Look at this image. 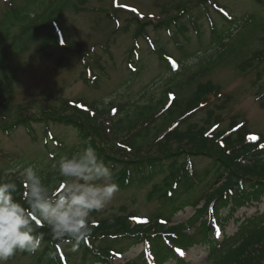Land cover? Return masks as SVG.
Instances as JSON below:
<instances>
[{
  "label": "trees",
  "instance_id": "16d2710c",
  "mask_svg": "<svg viewBox=\"0 0 264 264\" xmlns=\"http://www.w3.org/2000/svg\"><path fill=\"white\" fill-rule=\"evenodd\" d=\"M87 1L66 0L61 9L70 7L80 10ZM188 1L190 5L180 6L179 14L149 23L157 31L166 30L180 54L178 57L174 51L160 44L152 48L169 75L164 80L160 96L155 98L145 89L143 93L147 96H141L142 99L129 105L116 106L114 111V104L99 110L98 106L91 105L88 109L87 104L70 100L61 108L46 109L41 120H34L30 112L11 124L7 121L0 125L8 131L18 125L30 128L35 121L48 125L52 121L74 133L73 141L67 143L52 135L48 129L44 132L46 140L51 136L56 149L46 151L44 159L30 165L38 167L48 160L50 164L41 172L47 180L57 175L56 164L61 156L86 146L93 147L114 171L118 189L147 185L157 176H165L162 181L152 183L153 195L159 194L163 204H166L164 213L158 212L148 222H137L131 218L135 212L127 213V207L123 206L117 214L94 219L91 235L78 244L59 241L51 236L46 227H41L39 231L43 239L39 248L31 254L17 251L22 255L29 254L32 261L28 264H104L115 253L127 251L141 241L150 244V251L158 254V261L161 262L166 257L176 256V246L186 247L194 242L196 234L201 235L203 240L212 236L213 242H218L217 224L222 226L226 220L233 218L242 203L264 198V135L251 138L245 119L233 118L224 125L225 117L216 112L221 108L211 107L210 104L221 93V87L206 78L214 70L230 63L237 64L242 71L261 67L264 72V0H249L251 9L241 19L220 0ZM210 5L221 14L220 23L208 11ZM47 11L48 8L43 9L34 20L23 24L19 32L11 36V29L29 14L15 4L6 8L0 19V44L2 37L8 36L11 43L0 47L1 64L5 62L9 65L36 40L41 41L42 49L55 46L71 50L72 45H77L69 41L65 46L60 43L58 31L53 26L55 18L46 21ZM204 15L210 25L207 30L200 22ZM146 25V22L138 23L136 37L140 35L149 39ZM258 30L262 33L257 36L261 46L251 48L250 41ZM193 57L197 58L196 62L191 60ZM142 65L144 62L141 61V68ZM263 72L258 74L259 79L263 77ZM15 73L0 76L2 111L6 110L2 100L13 91ZM185 90H191L190 94L180 98L179 94ZM170 91L176 93L177 98L168 105ZM263 97L264 88L258 95L259 100ZM201 110H206L204 117L196 119ZM45 143L47 149L48 143ZM200 158L205 161L202 165L195 162ZM5 172L0 170V175H5ZM9 172L6 175L9 178L18 175L16 171ZM197 188L200 192L196 194L194 190ZM201 202L202 206L198 207ZM188 206L194 213L187 220L169 226L174 216ZM163 214L164 222L159 219ZM263 216L264 212L241 222L235 245L229 241L219 243L220 248L229 244V250L222 255L219 264H264ZM190 228L193 230L189 231ZM76 256L79 257L74 259ZM127 264H146V261L140 255L138 259L128 260Z\"/></svg>",
  "mask_w": 264,
  "mask_h": 264
},
{
  "label": "rangeland",
  "instance_id": "374dc122",
  "mask_svg": "<svg viewBox=\"0 0 264 264\" xmlns=\"http://www.w3.org/2000/svg\"><path fill=\"white\" fill-rule=\"evenodd\" d=\"M65 1L10 0L9 4L6 0H0V19L6 8L13 4L26 9L29 14V17L24 16V21L20 23L18 21L11 29V36H15L23 24L34 20L38 13L48 8L46 21L50 18L57 19L63 27L66 40L77 44L72 45L71 50L55 46L42 49L41 41L36 40L27 44L26 49L19 53L9 65L5 62L0 63V76L16 72L13 91L7 95V99L2 100L6 110H0V125L7 121L11 124L24 113L30 112L33 113L34 120H41L44 118L46 109L61 108L70 100L98 106L99 110H102L103 107L112 104H132V101L142 99L141 96H147L143 93L145 89L153 93L155 98L160 96L168 74L147 40L140 35L135 36L137 25L139 22L148 23L145 31L154 44L164 45L180 57L171 35L166 30H155L149 23L159 22L161 19L165 20L179 14L182 9H179L180 6L190 5L187 0H89L82 5L80 10L70 7L62 10ZM190 1L192 0L188 2ZM220 2L239 19L251 9L249 0H220ZM200 22L207 30L209 24L206 18H202ZM254 34L256 38L253 37L250 43L251 48L256 49L261 46L257 41V36L262 33L258 30ZM10 43L9 36L2 37L0 47L8 46ZM16 46L17 44L14 48ZM203 47L205 46L201 48ZM13 51L15 53V49ZM135 51L140 56V62L135 58ZM196 57H193L192 61H197ZM131 61L138 67L139 73L134 80H131L132 74L128 68ZM141 61L144 62L142 68ZM260 72H263L261 67L242 71L237 68V64L230 63L214 70L206 77L207 80L221 87L223 95L214 99V103L211 101L210 104L211 107L221 108V111L216 110V112L225 117L224 125H227L233 118L237 120L246 118L250 132L264 135V97L261 100L258 98L264 88V75L262 74L263 77L259 79ZM89 75L96 78L95 83L92 82V84L88 80ZM190 92L191 90H185L179 94V97H187ZM105 98H110L108 104H104ZM205 112L206 110L199 111L197 114L199 117L196 119L202 120ZM47 125L41 121H35L30 128L18 125L8 131L0 126V170L6 171L5 175L11 172L9 170L19 172L34 161L44 159L47 150L44 132ZM48 128L67 143L73 141L74 133L63 125L50 121ZM48 149H54L50 140ZM24 157L26 161H23ZM195 162L199 165L205 163L201 158ZM47 164H50L48 160L43 161V164H39L38 167L32 166L44 172L43 167ZM164 177L159 175L153 182L163 180ZM152 183L119 189L105 209L92 213V219L117 214L123 205L127 207V212L135 211L141 217L163 212L166 204H163L159 194L153 195ZM199 192V188L194 190L196 194ZM202 204L203 202L199 203L198 207ZM257 212H264V199L259 203L241 205L234 217L222 224L223 231H220L218 242H213L212 236L203 240L201 235L196 234L197 239L186 246L188 249L180 255V258L168 259L166 257L164 264L182 262L183 264H219L222 255L229 250V244L228 248L226 245L220 248L219 243L229 241L230 244L235 245L237 235H240L238 234L241 228L238 227L239 224L248 217L255 216ZM193 213L192 207L188 206L179 211L172 220L173 222L185 220ZM262 219L264 220V216ZM192 230V228L189 229V231ZM143 248L142 244L134 246L124 254L117 256L112 263L107 264H123L126 260L137 258ZM28 255L17 252L7 261V264L31 263L32 259Z\"/></svg>",
  "mask_w": 264,
  "mask_h": 264
},
{
  "label": "clouds",
  "instance_id": "9594fccd",
  "mask_svg": "<svg viewBox=\"0 0 264 264\" xmlns=\"http://www.w3.org/2000/svg\"><path fill=\"white\" fill-rule=\"evenodd\" d=\"M56 171L51 180L32 165L15 178L0 175V264L17 251L34 253L41 227L64 243L86 240L92 213L105 209L119 190L114 171L91 146L61 156Z\"/></svg>",
  "mask_w": 264,
  "mask_h": 264
},
{
  "label": "snow or ice",
  "instance_id": "6c2138e0",
  "mask_svg": "<svg viewBox=\"0 0 264 264\" xmlns=\"http://www.w3.org/2000/svg\"><path fill=\"white\" fill-rule=\"evenodd\" d=\"M253 139H255V137H252Z\"/></svg>",
  "mask_w": 264,
  "mask_h": 264
}]
</instances>
